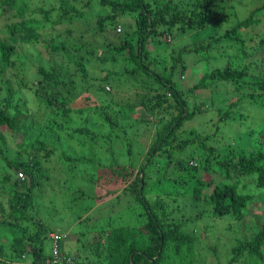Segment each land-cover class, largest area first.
Returning a JSON list of instances; mask_svg holds the SVG:
<instances>
[{
  "label": "trees",
  "instance_id": "1",
  "mask_svg": "<svg viewBox=\"0 0 264 264\" xmlns=\"http://www.w3.org/2000/svg\"><path fill=\"white\" fill-rule=\"evenodd\" d=\"M99 3L112 12L111 16L101 17L97 21L101 32L105 31L106 22L115 28L116 20L120 18H132L134 24H128L127 29L124 27L117 41L108 44L101 54L96 55L95 49L88 50L86 45H80L76 50H84L86 63L91 60L105 64L120 63L124 67L121 72L123 77L128 75L139 79L141 87L135 95L137 103L119 105L124 123L120 122L118 114H107L101 108L103 125H108L106 132L97 134L85 128L70 130L67 122L72 111L68 106L72 93L69 98L63 97L58 89L70 88L74 81L66 82L55 71L39 68V86L33 88L32 93L40 104L52 110L53 115L47 124L49 130L59 138L64 136L61 134L64 130L66 137L73 141L72 145L77 143L76 152L63 155L67 169L73 171L75 164L82 162L91 167L96 165L95 170H98L103 166L102 160L95 161L97 156L93 158L89 150L95 148L110 153L111 163L113 162L111 170L117 165L122 171L120 174L129 180L121 195L118 194L109 201L117 211L116 201L129 198L134 204V210L138 207L143 209L137 216L143 217L144 222L139 225H118L121 219L114 223L110 217L103 218L106 224H102L107 226L99 231L96 241L88 245L94 256L90 260H80L77 257L75 264H201L197 251L201 238L196 231L186 229L181 221L175 220L166 209L165 199L188 200L192 205L191 209L197 210L192 216L194 221L202 218L211 220L205 227L203 238L211 228L215 230L224 226L221 233L217 234L216 231V235L218 242L226 239L230 243L225 264H264V213H248V204L253 201V195L242 191L246 184L240 187L241 181H234V177H247L252 179L257 189H264V129L258 133L260 135L255 144L244 145L242 134H238L233 143L222 147L215 145L208 134L202 137L200 132L193 130L186 136L187 130L184 129L187 122L202 113L201 107L205 104L203 101L199 104L192 102L190 95L214 84H232L236 96L235 102L226 103L225 108L222 107V100L219 124L247 120L242 113H236L244 103L252 110L264 112V51L261 55L257 52L258 47L264 46V33L246 35L261 23L258 15L264 11V4L252 9L244 19H237L224 34L209 35L202 41L193 43L192 48L185 46L168 54V49L163 47L169 45L165 38L170 40L175 35L188 31L205 30L210 21L224 14L226 5L221 13L212 9L215 0H199L191 11L183 13L179 0H99ZM26 9V5L18 6L17 0H0L2 15L16 10L14 17L23 18ZM227 15L224 14V17ZM20 23L23 27L21 30L17 24L8 26L10 34L22 33L30 46L40 45V35L35 31L40 26H33L23 20ZM227 49L232 52L228 53ZM46 50L50 57L53 53L63 51V48L51 42L47 44ZM159 50L161 55H158ZM14 51L13 45L0 41L2 66H14ZM190 53L202 60L228 57L227 64L205 71L193 87L183 89L177 81V75L181 76L186 70L183 57ZM78 68L83 80L90 84L86 64L78 63ZM117 75L105 70L100 79L96 80L95 77L92 81L112 86ZM12 101L11 95L0 99V138L3 130L17 133L20 130L19 117L27 115L25 110L12 104ZM154 101L149 107V103ZM135 108L143 109L149 116L160 118L154 141L137 167L134 161L136 140L133 138L137 128L126 123ZM10 112H14V115H10ZM83 133L90 137V146L85 139L79 138ZM243 134L253 137L251 132ZM40 145L38 148L37 143L33 142L27 148L44 151L48 161L55 150L46 149L45 143ZM51 145L53 144L49 143L48 147ZM86 146L89 148L86 149ZM0 153H3L2 148ZM27 155V160L22 155L7 160L5 174L0 180V189L8 186L9 194L7 208L0 203V226L5 227L9 237V240L4 237L0 243V264H41L50 256L45 252L48 228L34 214L37 207L36 190L49 178L40 160L31 153L27 152ZM117 157H120V163H117ZM194 157H197V163L196 166H191L188 159ZM19 173L23 178L18 177ZM205 173L212 177L204 179ZM215 177L221 180L216 181ZM154 181L158 188L164 187L167 182L168 188H161L163 190L153 194L155 190L150 187V183ZM89 212L85 214L89 215ZM118 213L124 219V213L119 208ZM55 235L68 234L56 232ZM92 236L95 235L86 237L84 232H78L77 241H81V237L89 240ZM215 246L217 249V244L210 246L213 252ZM62 251L64 252L63 249ZM202 263L205 264V261Z\"/></svg>",
  "mask_w": 264,
  "mask_h": 264
},
{
  "label": "rangeland",
  "instance_id": "2",
  "mask_svg": "<svg viewBox=\"0 0 264 264\" xmlns=\"http://www.w3.org/2000/svg\"><path fill=\"white\" fill-rule=\"evenodd\" d=\"M179 1L183 13H187L193 9L199 0ZM263 4L264 0H215L212 9L222 13L223 7L225 8L226 5V9H224V14H228L226 18L224 14L219 15V17L210 21L203 31H188L185 34L175 35L170 40L165 38L169 45H163V47L168 49V54L172 50H180L185 46L192 48L193 43H198L209 35L224 34V31L234 25L237 19H244L252 9ZM17 5H26L27 7L23 18L14 17V13H17L16 10L5 15L0 13V41H6L15 47L14 58L16 59L12 67L6 68L0 64V99L6 98L7 95L13 96L12 104L19 105L22 110L27 112V115L24 114L19 117L20 130L17 133L7 130H3L1 133L0 148H2L3 153H0V180L5 174L7 160H13L17 155H22L23 159L27 160V152L40 160L42 167L45 168V171L47 170L46 174L49 179L45 180L44 184L36 190L35 205L37 207L34 209V214L48 228L45 252L46 254L51 252L50 238L52 235L56 232L66 233L68 237L61 242L64 251L73 255L74 259L79 257L80 260H90L94 254L90 253L88 245L95 242L99 231L107 226L105 225L106 220L103 221V218L108 219L110 217L114 223L121 219L118 225H139L144 222V219L137 215L143 209L138 207L134 210V204L129 198L116 201L117 211L112 207L109 200L118 194L121 195L129 179H125L120 174L122 171L117 165H114V170H111L110 166L113 162L111 163L110 153L105 150L98 151L95 148L89 150L93 158H95V155L97 156L94 159L95 161L102 160L103 166L100 169L95 170L96 165L91 167L86 165L88 163L84 164L82 162L76 163L73 171L67 169L66 163L63 161V155L64 153L69 155L76 152L77 143L73 146V141L66 137L64 130L61 132L64 135L61 138L49 130L47 124L48 119L53 115L52 110L40 104L33 95L32 90L39 86V68H44L46 71H55L66 82L69 80L74 81L70 88L58 89L63 97L69 98L72 93L68 105L72 111L67 122L70 130L85 128L97 134L106 132L108 125L106 123L103 125L104 121L100 115L102 113L101 108L107 114H118L120 122L124 123V116L119 113L121 107L119 105L137 103L135 95L141 87L139 79L128 75L123 77L121 72L124 67L120 63L105 64L94 60L86 63L87 61L84 59L87 58L84 50L78 51L76 48L80 45H86L88 50L95 49L96 55L101 54L108 44L117 41V37L119 38V35L123 33L124 27L127 29L128 24H134V20L129 17L117 19L115 28L109 26L106 22L105 31L101 32L97 27V21L101 17L111 16L112 12L109 8L102 7L99 0H17ZM228 7H232V9ZM258 17L261 19V23L256 25L254 29L249 30L246 33L247 36L264 33V11L259 13ZM21 20L33 26H40L39 29L35 30L40 35V45L30 46L22 33L10 34L8 26L11 24H17L20 30L23 29L22 23H20ZM51 42L63 48V51L53 53L49 57L46 54V47ZM159 46L162 47V45ZM148 49L152 50L150 46H148ZM159 49L161 50V48ZM262 51H264V46L258 47L257 52L259 55L263 54ZM227 52L231 53L232 51L227 49ZM155 54L157 55V53ZM158 55H161V51ZM183 58L187 68L181 76L177 75V81L183 89L188 90L197 83L205 71L215 67H224L227 64L228 57L202 60L199 56L190 53ZM78 63L86 64L90 84L83 80V76L78 71ZM105 70L118 74L113 79L112 86L109 84L101 85L92 81L95 77L96 80L100 79ZM140 92L142 93V91ZM190 96L192 102L195 101L199 104L203 101L205 104L201 107L202 113L185 124L186 136H189L188 132L193 130L200 132L202 137L208 134L215 145L222 147L233 143L234 138L238 134H242V143L247 145L255 144L258 135H260L258 133L264 129V112L252 110V108L246 106V103L242 104L241 109L238 108L239 110L236 113L237 115L242 113V116L247 117V120L239 119L225 125L218 123L222 100L224 101L223 108H225L226 103L230 104L236 100L232 84H214L210 88L206 87ZM154 103L155 101L150 102L148 106L150 107ZM110 105L114 106L115 109ZM10 115H14V112H10ZM130 116L131 118L126 123L137 128L133 135L134 140H136L134 161L137 167L145 158L147 150L154 141L160 118L149 116L143 109L136 108L133 109ZM58 119L60 121V118ZM243 132H251L253 137H249ZM79 138L85 139L89 143L88 146L91 145L90 137L85 136L84 133L80 134ZM33 142L37 143L38 148L41 146L40 143H45L46 149L55 150L48 161H46L44 151L27 148V145ZM49 143L53 145L48 147ZM88 146H86V149L89 148ZM183 156H186V154H183ZM203 156L204 153L202 158ZM116 159L117 163H120V157ZM196 159L197 157L188 159L189 164L196 166ZM74 175L76 176L73 177ZM211 177L212 175L209 176L205 173L203 178L209 179ZM214 179L216 181L221 180L218 177ZM237 180L241 181L239 183L240 187H242V184L247 185L242 191L253 195V201L248 204V213L250 215L263 214L264 189H257L252 179L247 177H234V181ZM168 185L166 182L163 185L164 187L161 188L167 189ZM150 187L155 190L153 194H157L158 190H163L158 188L156 181L150 183ZM8 198V186L1 188L0 203L4 205V208H7ZM165 204H167L166 209L171 212L175 220L181 221L186 229L196 231L201 238L197 247L201 264L204 261L205 264H225V256L229 252L228 244L230 243L226 239V241L223 239L218 242L216 235V231L217 234L221 233L220 231L224 226H219L215 230L211 228L203 238L205 227L211 220L202 218L194 221L192 216L195 215L197 210L191 209L190 201L165 199ZM118 208L121 213H124V219L118 215ZM88 211H90L89 215L85 214ZM78 232H84L86 237L92 234L95 236H92L89 240L86 237H81V241H77ZM4 237L9 240L5 227L0 226V243ZM4 243L7 245V242ZM214 244H217V249L215 246L213 252L210 246Z\"/></svg>",
  "mask_w": 264,
  "mask_h": 264
},
{
  "label": "built area",
  "instance_id": "3",
  "mask_svg": "<svg viewBox=\"0 0 264 264\" xmlns=\"http://www.w3.org/2000/svg\"><path fill=\"white\" fill-rule=\"evenodd\" d=\"M120 31V29H118ZM19 178H23L22 174H18ZM66 238L65 235H52V246L50 256L41 264H75V259L69 253H62L60 243ZM32 264V263H25Z\"/></svg>",
  "mask_w": 264,
  "mask_h": 264
},
{
  "label": "clouds",
  "instance_id": "4",
  "mask_svg": "<svg viewBox=\"0 0 264 264\" xmlns=\"http://www.w3.org/2000/svg\"><path fill=\"white\" fill-rule=\"evenodd\" d=\"M65 236H66V238L68 237V235H65ZM66 238H65V239H66ZM65 239H64V240H65ZM62 241H63V240H62ZM60 248H61V252H62V253H68L67 251H64V252L62 251V249L64 250V248H62L61 243H60ZM50 253H51V252H50ZM49 255H50V254H49ZM70 255H71V254H70ZM72 256H73V255H72Z\"/></svg>",
  "mask_w": 264,
  "mask_h": 264
},
{
  "label": "crops",
  "instance_id": "5",
  "mask_svg": "<svg viewBox=\"0 0 264 264\" xmlns=\"http://www.w3.org/2000/svg\"><path fill=\"white\" fill-rule=\"evenodd\" d=\"M78 240V239H77Z\"/></svg>",
  "mask_w": 264,
  "mask_h": 264
}]
</instances>
